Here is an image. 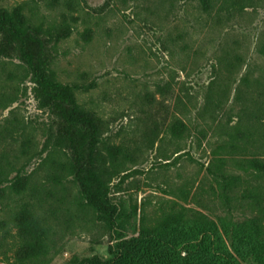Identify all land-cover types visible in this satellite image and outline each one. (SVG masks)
<instances>
[{"label": "rangeland", "instance_id": "1", "mask_svg": "<svg viewBox=\"0 0 264 264\" xmlns=\"http://www.w3.org/2000/svg\"><path fill=\"white\" fill-rule=\"evenodd\" d=\"M210 1L2 0L109 121L97 168L118 212L110 226L83 197L68 124L0 32V264L110 262L124 246L129 264H210L204 247L223 245L234 264H264V210L242 198L260 185L264 199V181L226 195L207 169L264 99V0ZM255 125L264 134V113ZM226 150L243 176L235 160L264 158L261 140Z\"/></svg>", "mask_w": 264, "mask_h": 264}, {"label": "trees", "instance_id": "2", "mask_svg": "<svg viewBox=\"0 0 264 264\" xmlns=\"http://www.w3.org/2000/svg\"><path fill=\"white\" fill-rule=\"evenodd\" d=\"M206 8H210V0H202ZM27 17L19 9L8 8L0 0V32L11 37L12 41L18 44L19 52L23 62L31 69L37 79L39 88L43 91L47 100L52 103L57 114L62 118L70 129V140L75 150V161L77 166V175L80 179L81 191L83 197L97 215L109 223L110 226L116 224L117 207L111 201L109 187L103 179L97 168V161L100 155V145L104 134L109 129V121L101 115H96L94 111L85 106L78 98L75 86L63 83L59 80L56 72L50 68L49 63L43 56L44 43L31 29ZM32 30V31H31ZM216 84L210 86L209 102L215 99L213 94L216 92ZM264 99L259 101L256 113H253L255 124L258 123L264 113ZM261 115V116H260ZM176 120L174 131L180 132V123ZM255 124L252 128H236L235 133L231 135L232 140L214 150L213 159L208 172L213 178L219 180L223 185V192L228 195L233 192V182L244 181L247 178L254 177L258 181H264V158L258 156H244L235 160V165L242 169L247 176L232 173L229 169L230 160L223 155V151L229 146L235 148H247V146L258 141L264 142V134ZM229 143V144H228ZM3 171L0 168V174ZM4 181L0 175V186ZM246 188L242 194L244 200H249V204L264 210V199L256 191ZM259 234L261 232L258 231ZM217 251L211 246L204 247L206 255L213 254L210 264H219L220 260L224 264H234L235 254H240L235 248H228L226 245ZM130 247H123L122 253L114 258L113 261L100 262L95 258H88L79 261L78 264H129L128 250ZM133 249V248H132ZM234 251V252H233ZM235 253V254H234Z\"/></svg>", "mask_w": 264, "mask_h": 264}]
</instances>
